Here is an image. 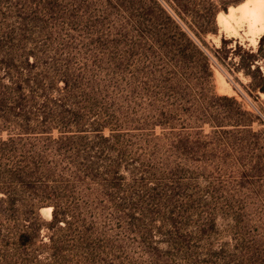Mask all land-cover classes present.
Segmentation results:
<instances>
[{"label":"rangeland","instance_id":"1","mask_svg":"<svg viewBox=\"0 0 264 264\" xmlns=\"http://www.w3.org/2000/svg\"><path fill=\"white\" fill-rule=\"evenodd\" d=\"M174 2L0 0V127L81 130L101 160L56 192L50 233L0 228V264H264V0Z\"/></svg>","mask_w":264,"mask_h":264},{"label":"trees","instance_id":"2","mask_svg":"<svg viewBox=\"0 0 264 264\" xmlns=\"http://www.w3.org/2000/svg\"><path fill=\"white\" fill-rule=\"evenodd\" d=\"M174 1L172 0L173 3ZM172 10L175 16L168 12L167 14L176 22L180 12L176 8ZM223 11L226 12L225 9ZM216 12L217 10L211 6L200 17L213 24ZM189 38L191 39L190 36ZM192 42L195 44L194 40ZM221 42L223 43L224 40ZM204 55L209 61L208 56L205 53ZM250 55L252 57L250 66L257 70L255 62L259 58H264V35L258 39L257 51ZM258 89L264 92V86ZM26 120H28L27 117L24 118V121ZM4 131L5 137H0V228H6L7 237L12 239L16 248L27 247L42 237L43 229L50 233L57 222H64L63 217L56 215L54 207L56 192L59 188L65 189L64 182L68 178L76 181H83L87 177L97 178L99 176L98 162L101 160L100 156H97L96 161L87 159V154L94 145L90 148L86 144H75V147L69 141L70 138L84 141L86 136L81 130L72 131V137H61L54 141L50 140L51 129L46 126L42 128L29 127L25 124L12 128L1 126L0 134ZM96 131L97 135H100L101 130ZM98 138L107 140L101 135ZM77 147L82 149L80 161L74 157L64 160L52 158L53 155L59 156V154L76 156L80 154L79 151L72 152V150ZM96 153L102 155L100 151ZM118 167L117 164L114 165L110 173L119 176ZM42 206L53 207L51 219L48 222H43L39 217L38 209ZM48 239L52 240V237Z\"/></svg>","mask_w":264,"mask_h":264},{"label":"bare ground","instance_id":"3","mask_svg":"<svg viewBox=\"0 0 264 264\" xmlns=\"http://www.w3.org/2000/svg\"><path fill=\"white\" fill-rule=\"evenodd\" d=\"M251 1H252V0H251ZM252 5H253L252 7H249V8L247 9V13H248L250 16L254 17V16H256L257 13H258V5L255 3V1H254V3H253ZM244 11H245V10H243V12H244ZM238 14H239V13H238ZM234 16H235L234 11H233V10H229V11H227V13H219V14H217V19H218L220 22H225V21H227V20L232 19ZM237 16H238V15H237ZM254 21H256V20H254ZM256 25H257V24H256ZM257 33H258V36L255 37V38L253 39L254 44L257 42V38L259 37V35H260V34H264V23L258 25Z\"/></svg>","mask_w":264,"mask_h":264}]
</instances>
